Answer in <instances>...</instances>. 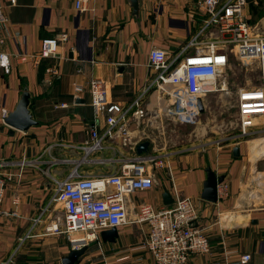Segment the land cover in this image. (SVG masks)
<instances>
[{"label": "crops", "instance_id": "1", "mask_svg": "<svg viewBox=\"0 0 264 264\" xmlns=\"http://www.w3.org/2000/svg\"><path fill=\"white\" fill-rule=\"evenodd\" d=\"M75 1L0 0L9 18L0 24L6 37L4 52H36L44 38L67 35L53 57L14 62L8 72L0 68V160L16 162L26 156L38 159L40 167L26 170L18 214L0 216V264H62L74 247L72 237L47 230L55 218L54 178L62 180L74 169L99 175L120 167L121 145L107 144L90 154L79 147L91 142L94 123L103 131L105 120L102 115L98 118L89 90L77 97L75 85L101 79L110 100L128 108L143 95L145 108H152L148 103H154L155 95L144 94L155 76L148 65L151 48L160 46L178 55L204 26L199 0H140L138 15L130 0H87L83 11L76 9ZM25 95L34 124L19 130L2 120L1 113L7 109L10 115ZM165 121L152 127L146 118H131L129 126L137 141H148V152H155L159 151L156 138L166 131ZM233 145L202 144L176 153L159 152L166 155L170 168L156 170L152 190L128 198L135 208L132 218L143 201L157 208L173 205L175 189L192 199L199 223L207 227L212 254L194 255L188 264L223 263L225 250L248 252L250 264H264V209L256 208L259 204L247 199L242 189L247 171L257 169L263 155L254 164L243 145L235 156ZM110 158L114 160L107 161ZM209 167L229 184L228 198L210 202L202 197ZM15 194L13 189L6 193L7 210L15 208ZM117 229L116 241H104L100 234L76 264H154L150 252L141 247L142 226L130 223Z\"/></svg>", "mask_w": 264, "mask_h": 264}, {"label": "built area", "instance_id": "2", "mask_svg": "<svg viewBox=\"0 0 264 264\" xmlns=\"http://www.w3.org/2000/svg\"><path fill=\"white\" fill-rule=\"evenodd\" d=\"M86 1L76 0V9L85 10ZM11 3L14 4L15 0ZM198 6L205 13L204 26L178 55L160 46H153L149 52L148 65L155 71V76L144 94L150 91L155 95L154 103L150 100L148 103L153 105L152 108H145L143 95L128 108L110 100L107 86L101 79H92L88 85H75L77 97L89 90L98 118L102 115L105 120L103 131L100 132L99 124L94 123L90 129L91 142L79 147L86 154L107 144L121 145L125 151L120 154L119 169L112 173L84 175L74 169L62 180L54 178L55 191L51 202L61 205L63 215L54 218L48 231L65 233L72 237L73 244L78 243L77 247H81L97 240L103 230L137 223L145 235L141 247L150 252L154 264H188L192 256L212 252L207 227L199 223L192 199L182 196L177 189L173 205L157 208L143 201L137 205L134 218L131 210L135 208L128 203L132 194L155 187L156 170L170 168L163 153H138L140 142L132 134L129 120L146 118L152 127L162 119L185 125L198 124L203 112L201 104L205 107L204 97L215 91L219 74L229 65V48H233L240 59H256L259 63V86L241 88L238 92V123L240 137L260 130L256 120L264 117V31L259 24H252L248 0H199ZM8 21L5 9L0 6V24ZM206 32H209L208 36ZM5 39L0 33V68L8 72L14 62L55 56L60 42L66 41L67 35L44 38L40 49L31 53L4 52ZM192 48L196 49L194 53L189 52ZM8 115V110L3 109L2 120ZM215 144L220 147V141ZM38 162V159L26 156L16 162L0 160V216L18 214L19 190L26 170L40 168ZM9 189L16 191L12 198L15 208L11 210L4 207ZM229 196V184L221 182L218 197L225 199ZM224 256L225 262L215 264H250L252 261L250 253L239 250H225Z\"/></svg>", "mask_w": 264, "mask_h": 264}, {"label": "rangeland", "instance_id": "3", "mask_svg": "<svg viewBox=\"0 0 264 264\" xmlns=\"http://www.w3.org/2000/svg\"><path fill=\"white\" fill-rule=\"evenodd\" d=\"M248 11L252 24H259V28L264 31V0H248ZM208 34L209 32H206V36ZM191 50L192 53L196 51L195 48ZM229 54V65L219 74L217 88L204 97L205 107L201 121L198 124L185 125L166 120V131L156 138L157 150H159L157 152L176 153L193 146L212 145L220 141L219 146H227L226 148H230L233 144V146L243 145L245 156L251 158V163L263 155L259 167L257 169L253 167L247 171L242 189L247 199L255 200L259 204L256 208L264 209V140L262 144L258 141L247 142L261 136L264 139V117L256 120L260 130L247 138L239 136L238 123V92L241 88L259 86V63L256 59H240L233 48H229ZM215 146L218 145L215 144ZM250 206L253 207V203ZM51 210H53L54 217L63 215L60 204L52 202ZM77 246L78 243L73 244L74 248H79Z\"/></svg>", "mask_w": 264, "mask_h": 264}, {"label": "water", "instance_id": "4", "mask_svg": "<svg viewBox=\"0 0 264 264\" xmlns=\"http://www.w3.org/2000/svg\"><path fill=\"white\" fill-rule=\"evenodd\" d=\"M131 6L133 7L134 14L138 15L140 10V0H130ZM28 98L25 95L21 102L19 103L16 110L10 113V115L6 118L5 122L10 126L19 129L26 130L32 124H34V120L32 119V114L28 110ZM201 111H204V107L201 104ZM149 142H142L138 146V153L148 152ZM234 155H240V147H234ZM224 176H217L216 172L211 168H207V179L204 183V191L202 197L205 200L210 202L218 201V183L222 182ZM170 194L168 191L165 192V200L168 199ZM102 239L104 241H116L118 237V229L116 227H112L110 229L103 230L101 232ZM89 244L83 245L79 248H72L68 255L62 258V264H76L78 259L86 252Z\"/></svg>", "mask_w": 264, "mask_h": 264}, {"label": "bare ground", "instance_id": "5", "mask_svg": "<svg viewBox=\"0 0 264 264\" xmlns=\"http://www.w3.org/2000/svg\"><path fill=\"white\" fill-rule=\"evenodd\" d=\"M264 139L263 138H256V139H253V140H250V143L254 142V141H258L260 144H262V141ZM258 177V176H257ZM264 178V177H263Z\"/></svg>", "mask_w": 264, "mask_h": 264}]
</instances>
